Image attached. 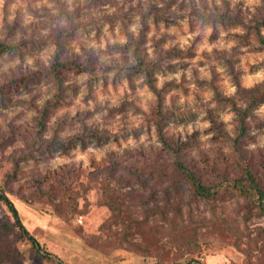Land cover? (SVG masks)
<instances>
[{"label": "rangeland", "instance_id": "374dc122", "mask_svg": "<svg viewBox=\"0 0 264 264\" xmlns=\"http://www.w3.org/2000/svg\"><path fill=\"white\" fill-rule=\"evenodd\" d=\"M262 3L0 0V42L17 48L0 54V189L41 246L16 231L0 234V264H264V216L253 211L246 220L243 200L226 198L214 214L191 202L189 220V185L180 177L168 187L154 174L124 183L127 176L114 174L116 166L126 172L157 162V122L175 143L190 144L182 158L202 170L201 159L218 162L231 152L209 131L210 118L231 137L243 134L242 154L264 149V100L250 106L264 83ZM219 14L222 23L214 21ZM128 36L157 63L161 98L120 48ZM57 38L63 60L89 65L83 74L65 72L64 86L47 76ZM69 140L73 147L59 145ZM108 186L136 224L131 238L147 251L119 242L123 227L107 205ZM174 206L183 214L171 219ZM0 218L14 223L1 201Z\"/></svg>", "mask_w": 264, "mask_h": 264}, {"label": "trees", "instance_id": "16d2710c", "mask_svg": "<svg viewBox=\"0 0 264 264\" xmlns=\"http://www.w3.org/2000/svg\"><path fill=\"white\" fill-rule=\"evenodd\" d=\"M261 15V25L264 26V0L262 3ZM216 20L221 23L224 19H219V16H215ZM71 32L68 29L60 28L59 35L63 37L70 36ZM57 38V51L51 60V64L47 69V76L51 75L54 77L60 85H63V80L61 79L65 72H71L75 74H83L89 70L88 63L79 58L78 60L72 59L70 61L63 60L64 44L58 41ZM137 40L132 36H128L127 42L120 48H123V52L129 50L134 58L135 63L133 64V69L138 74L141 75L146 85L150 91L161 98L158 88L155 85V68L157 63L154 62V58L150 57L148 53L144 51L134 50V45L137 44ZM117 49H120L116 47ZM17 48L14 44H9L6 42H0V54H7L16 51ZM165 55L172 56L175 54L173 50H166ZM64 86V85H63ZM216 98L219 102H227L229 98H224L218 93ZM264 100V83L253 89V99L250 106L255 104L258 99ZM248 106L247 109L250 108ZM46 113V108H44L43 113ZM161 119V118H160ZM241 120V119H240ZM242 121V120H241ZM211 127L209 131L215 132V139H220L229 143L230 154H228L220 159L218 162L208 159H201L204 163V169H200L197 166L185 162L182 158V153L190 150L188 148L190 144L187 142L175 143L174 140L167 137L163 131L164 127L161 122H157V134L160 142V149L158 151L159 155L157 157V162L152 161L149 164L143 166H132L126 172L121 169L114 168V174L116 175L119 170L118 176H127L124 180L119 179L121 183L129 181L132 176H140V174H154L153 176H158L157 182L168 183V187H173L175 184L171 176H178L179 179L186 181L189 185L190 199L187 203L189 211H186V215L191 220L194 219L193 210L191 208V202L203 203L210 206L213 214L215 212V204L224 201L226 198H232L236 200L244 201V211L245 219L249 220L255 211V215L258 217L264 216V149H260L257 152H251L247 155L242 154V140L239 135L238 137H231L223 129L222 125L215 120L210 118ZM241 129H245V125L240 123ZM39 130L44 128L42 119L39 120ZM98 132H93L92 135H97ZM101 135V133H99ZM95 137V136H94ZM98 137V136H96ZM81 141V140H79ZM83 141V140H82ZM75 141L69 140L67 144L60 143L59 145L65 150L73 147ZM162 155V156H161ZM209 162L210 166L207 165ZM124 172V173H123ZM171 189V188H170ZM178 190V187H177ZM172 198L174 195L172 194ZM0 201L3 202L10 210L13 215L14 223L9 225L6 221L0 218V234H9L12 232H18L23 237H25L35 249H40L41 246L34 236H32L28 230L25 228L20 220L18 211L16 210L13 202L9 199L5 192L0 189ZM107 205L115 212L117 222L123 227L121 233V238L119 242L125 243L128 246L135 247L134 249L139 252H145L149 249V246H144L141 243L134 242L132 237L133 228H136V224L127 216L122 214V206L115 204L117 203L115 195L112 193V188L108 186L107 189ZM169 203V202H167ZM181 206H174L172 210L171 219H176L182 216ZM258 237H261L264 242V228H259ZM264 248V246H263ZM264 252V250H263ZM51 259L55 257L50 254H45ZM186 264H199L197 262H187Z\"/></svg>", "mask_w": 264, "mask_h": 264}]
</instances>
